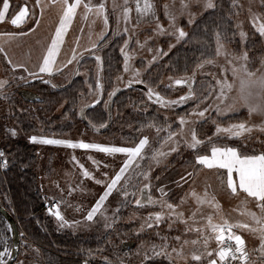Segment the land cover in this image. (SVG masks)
<instances>
[{
  "label": "rangeland",
  "instance_id": "374dc122",
  "mask_svg": "<svg viewBox=\"0 0 264 264\" xmlns=\"http://www.w3.org/2000/svg\"><path fill=\"white\" fill-rule=\"evenodd\" d=\"M22 1V6L27 3V6L30 12L35 9L36 18L39 19V8L35 7V0H20ZM45 7V13L41 19L40 27L36 29V31L31 32L32 28H35V24L32 23V20L29 19L27 23L22 24L20 28H16L10 22H0V34L6 32H15L19 33L21 30L29 32V35L20 36L16 35L15 37H8L5 35H0V46H3L5 52H7L8 57L11 58L13 64L22 63L27 66L30 70H35V65L40 62V58L44 52L46 45L50 43V38L54 35L55 28L58 26L59 22V14L60 8L59 5L50 6V0H42ZM214 1V0H213ZM85 2H89V0H85ZM185 2L189 5L187 9L181 8V0H152V3L155 5L156 15L159 17L160 23L163 26L164 32H167L166 35H172V40L168 44L167 51L177 46L181 42V38H178V29H182V23L191 24L194 20L190 19L193 17L200 16L206 10L203 7L204 0H185ZM100 3H105L106 5V14L108 16V25L105 26L102 17L95 16L94 13H90L87 20L83 19L84 9L81 7L78 9L77 16L74 18L72 24L70 25L67 34L64 38V43L61 47V53L58 57L57 64L59 68H63V71H56L54 69L52 75L48 74H40L43 76H39L36 78L28 77L27 73H24L22 69L17 68L15 72L12 70V65L8 64L7 59L4 56L3 52H0V80L7 81V85L5 88L0 91V117L8 115V106L7 102L10 100L8 96H12L15 94L13 98L17 99L18 109H26L31 108L34 109L37 105L30 106L29 104H37L38 102H28L24 100L23 94H20L23 90H28L32 93H35L39 98L38 92L41 89L47 91L58 90L59 88H63L68 86L73 80L77 78H81L85 87L83 86V91L80 92L78 97V105L76 106L77 115L79 111L84 107H92L96 104L102 106V109L107 111V104L112 100L108 96L104 95L103 88L97 89L96 83L102 85L100 72H96L97 69L89 76L85 72H81L78 69L79 60L82 56L89 54L92 50H94L98 43L101 41V34L103 33V37L109 32H115L118 34L126 35L125 44L127 42V46H124L122 54L124 58L125 64V56L128 57L127 67L128 70L125 71V65L123 66L124 71L121 75L122 79H118L116 81L117 91H128L131 88L135 87V82L137 79H141L143 74L148 70L152 63H155L159 59V49L161 48L157 45L158 39L161 32H159L156 28V21L151 16L140 17L136 11V0H128L127 7L131 8L130 18L127 22L124 21L123 18V8L125 7V0H115V10L113 8L114 0H91L92 5H98ZM143 3V0H141ZM165 4L169 5L170 10L175 14L176 19L175 23L170 24V22L164 16L163 6ZM238 5H243V7H237V12L239 15H235V29L237 31V37L241 43H244L246 38H241L239 35L240 31H244L247 34V29H255L251 25L250 14H249V6L251 5L252 12L256 14H264V9L261 6V0H237ZM55 8V9H54ZM191 13V17L189 16ZM185 18H188L185 20ZM196 19V18H194ZM10 21V19H9ZM93 21H95L93 23ZM119 21V22H118ZM241 24V28H237V24ZM152 28L153 33L148 34L145 29L147 27ZM187 25H183V31L185 32ZM127 28L125 32L124 29ZM262 38L263 42V53L262 57H264V37ZM77 40L79 46L77 47ZM93 45H96L93 47ZM130 45H133L134 48L141 46V48L145 49L143 52L145 55L134 53L135 50L130 49ZM225 45V44H224ZM76 51L77 59L73 61L72 64H68L67 67H63L66 64L67 60L65 58V54L68 50ZM88 49L89 51H86ZM214 49H216V39L214 42ZM225 51L240 55L244 52L243 49L239 51L233 50L231 47L225 45ZM215 53V50H214ZM72 57V55H71ZM71 57L69 59H71ZM140 57V58H139ZM155 57V59H153ZM142 60V63H135V60ZM215 60V65L204 64L202 68H198L195 70V75L193 74L191 77L196 78L200 76H207L211 78V82L213 86H215V80L213 76L217 78H222L225 73L222 71L220 66H224L226 68H230L227 64V60L231 59V55L225 57L221 55L217 57L214 55L212 58ZM234 63H238L234 61ZM139 72V76H136V73ZM229 78H231V72L229 70L226 73ZM23 75L25 76V80H20L19 77ZM188 78V77H187ZM187 78H177V79H187ZM129 80H133L131 87H128ZM176 79H164L162 81V85L169 86L170 88H185L187 84L176 85L174 83ZM47 81V82H46ZM121 88V89H120ZM119 89V90H118ZM38 90V92L36 91ZM218 90V89H217ZM14 91V92H13ZM111 93V92H110ZM147 90L142 92V98L144 99L143 103L148 102L147 105L144 104L143 107H139V112H147L149 110L155 111L157 114H160L164 117V119L173 118L175 119L174 124H170L168 126L163 127L162 131L157 132L156 127H149L144 130V132L140 135L138 141L143 137L147 136L149 139V144L146 146L143 159L137 158L133 165L127 170L125 174V179L128 177H132L128 191L131 193L133 191L136 192L135 196L129 195L127 200L121 195L120 186L118 185L117 189L113 191L112 195L108 197L105 201L104 207L101 209L104 214L109 217L107 221L103 219V217L97 213L94 217L93 221H87L86 216L87 212L91 210L93 206H95L96 202L99 200V197L103 195L106 190V184L110 182V178L114 177L116 172L119 171V168L123 166L124 161L127 159L126 154L115 153L108 154L105 152L98 151L96 149H72L65 146L58 145H45L40 143H32L30 141V137L35 135L37 137H44L50 139H63V140H71L72 142H80L84 143H92V144H100L105 147H133L134 145H130L124 142V140L119 137L112 138L104 134H99L94 130V127L87 126L82 122H79L76 119L75 125L72 129L64 133L63 135L59 134H49L48 132H42L37 128H32L29 132L26 133V140L35 146V155H36V164H35V174L37 177V182L41 194L45 198L46 202H55L60 205V212L63 215L64 219L68 221L71 226H61V222H59L56 217L55 218V226L59 230H69L75 233H83V234H93V233H101L107 231L112 224L115 222L117 218L116 209L124 208L127 202L128 204H135V200L141 198L139 189L143 186L144 183H149L151 185L150 193L154 200H167L170 192H181L188 194L191 190L200 189L207 192L210 190H214L216 194H220V192L224 191L220 186V182L217 178V172L213 170H209L204 168L203 166H194L191 162H189L188 166L179 168L176 172L167 171L169 168V160L173 155H186L188 152L191 154L192 150L187 145L191 142V133L194 129L196 123L204 120L206 117H213L216 121L223 116H231L240 113L241 111H245L244 115L246 116L248 122L251 123H259V117H252L251 120L247 117V111L245 109H240L236 112H228L226 114H218L214 110V106L208 112L205 113L204 117L193 116L191 114L184 115L183 117L189 121V123L185 124L182 128L179 123V118L182 117L178 115H172L171 110L173 108L179 107L183 105L181 104H173L167 107H163L158 103L148 100L147 98ZM186 95V94H181ZM179 96V97H180ZM179 97L171 99L178 100ZM41 99V98H40ZM22 100V101H21ZM97 101H99L97 103ZM215 94H213L212 98L208 101L209 104H214ZM188 102V101H187ZM26 103V104H24ZM186 103V102H185ZM64 104H61L56 110L60 112L63 109ZM98 107V106H97ZM205 107V105H201V110ZM20 111V110H19ZM244 120V116L242 118ZM237 123V122H234ZM221 127H228L231 123H227L223 125L219 123ZM233 124V123H232ZM169 131L177 133V135L173 138V140L165 143V139L168 136ZM234 139L236 137H233ZM245 139L252 140L258 139L261 140L264 144V133H261L257 129H254L251 133H245L241 137L236 139ZM163 145V147H161ZM175 147L176 151H171V149ZM154 150H161L167 153L166 156L159 157V163L153 161L151 159ZM185 153V154H184ZM73 156L76 158L73 160ZM180 161V160H179ZM78 162V163H77ZM80 165H83V169H81ZM139 165V167H137ZM83 170H87L90 173L89 177L83 176ZM223 172V170H220ZM141 172H149L150 180L144 181L143 177L139 175ZM192 172L193 175L188 177V173ZM155 176V177H154ZM187 178V179H182ZM99 180L101 183H96ZM154 180V181H153ZM124 181H121V185H123ZM59 185V187H57ZM134 186V187H133ZM163 188L167 193V196L161 197L159 189ZM149 194V190H145L143 203L147 205V207H152L156 210L161 211L159 204L149 205L146 203L147 195ZM186 194L183 195V199H186V203L183 205L178 204L177 211L186 210V216L184 219H189V212L192 209V204L188 202ZM224 204H227L229 200L222 198L219 196ZM176 198H174L175 200ZM191 200V198H189ZM233 204H237L236 200L232 201ZM124 204V205H122ZM165 218L164 220L169 221L167 217V210H164ZM135 219L134 216L130 215L128 220ZM191 220V219H189ZM79 221V224L75 222ZM144 221V220H143ZM215 222V220H214ZM170 223V221L168 222ZM164 226L165 233L169 230L175 229V223L172 224L171 229H168L169 224ZM109 225L106 227L105 225ZM184 224V223H182ZM188 225H183L181 228L184 236L183 239H197L200 234L192 231L186 232V227ZM206 223H191V227H203ZM165 242V241H164ZM163 244V242H161ZM176 248H179V243L173 242ZM154 244V243H153ZM161 244V245H162ZM151 245L149 246L144 244V247H141L138 251L134 253H130L125 249L124 255L120 256L121 259L124 260V264H143L147 259H145V253L147 249V256H156L151 251ZM157 245V251L160 250ZM172 247V248H173ZM215 247V242L212 241L210 244V249ZM167 249V251L171 252V249ZM185 252H188V248H185ZM139 253V254H137ZM175 253H172V256L175 257ZM156 257H165L164 255L156 256ZM166 258V257H165ZM6 259V258H5ZM175 260L178 261V264H185V262L179 258ZM23 262V264H41V257L39 251L28 245L26 247L21 248V253L15 264H19V262ZM101 264L100 262L93 261L88 257L83 258L81 264ZM194 264H198V262H193Z\"/></svg>",
  "mask_w": 264,
  "mask_h": 264
},
{
  "label": "trees",
  "instance_id": "16d2710c",
  "mask_svg": "<svg viewBox=\"0 0 264 264\" xmlns=\"http://www.w3.org/2000/svg\"><path fill=\"white\" fill-rule=\"evenodd\" d=\"M213 2L216 4L214 9H207L200 16L191 18V20H194L191 24L185 21L187 27L184 26V28L187 36L181 38L179 45L167 51L166 49L173 36L166 35L167 32L160 35L159 44L157 43L161 47L159 49L160 57L158 61L150 65L139 79L144 83H136L135 87L128 91L116 92L112 100L108 102L106 112L101 105L96 104L92 107L82 108L83 114L80 110L77 115L75 109L78 105L77 99L80 92L83 91L82 87L85 85L81 78H77L68 86L52 92L44 89H41L40 92L36 90L41 99L37 104H29L30 106L37 105L34 109H18L19 100L17 101L15 98L12 100L15 94L8 96L10 98L7 101L10 105H7L8 115L0 117V151L5 153L4 158L9 162L6 170L3 173L0 172V206L5 208L14 218L20 234L21 232L24 233L23 237L20 235L21 240L39 251L43 264H81L85 257L101 264H105L104 257L116 262L117 257L124 255V243H132V247H129L127 251L134 253L141 248V244L149 246L153 243L160 245L161 242L165 243L161 237H167L168 249L174 246L173 242L176 241L173 238L175 236L179 235L183 238L184 234L181 228L184 224L177 221L175 229L165 233L164 226L169 221L163 220L149 229L145 225V219L150 213L158 212V210L147 207V205L140 207L133 203L128 204L127 207V202L124 208L119 209L115 222L107 231L83 234L68 229H57L55 218L45 211L46 200L41 194L35 174V146L26 140V133L32 128H37L49 134L63 135L77 123L76 117L79 122L87 126L93 127L95 125L94 130L99 134L112 138L119 137L125 143L134 145L144 130L149 128V125L163 129L165 126L174 124L175 119H164L162 115L153 110L139 112V107H143L144 104L147 105L148 103L146 101L143 103L142 92L147 90V85L159 92L166 100L177 98L181 94H187L188 86L172 89L161 83L169 77H172V79L191 77L198 69V64H201L205 59H212L215 55L214 42L217 32L221 34L222 42L225 45L235 51L241 49L247 51L250 60L255 66H258L263 53L262 38L253 29L248 28L246 39L241 45L234 24V13L237 12V9L232 7L233 0H214ZM10 4L9 19L11 14L15 13L18 6H22L23 3L20 0H10ZM185 24L182 23V29ZM145 31L148 34L153 33L152 28L149 26ZM125 39L126 35L109 31L94 50L82 56L79 60L78 69L81 72H85L89 76L95 69H97L96 72H100L105 96H108L113 90H117L116 81L123 74L125 64L122 49H125ZM130 49L135 50L134 53H138V55H145L143 53L145 49L141 46L134 48L133 45H130ZM97 56L101 58L100 61L96 60ZM135 63L140 64L142 60H135ZM210 85L213 86L211 78L207 76L196 77L192 82L193 90L198 96L201 93L207 94L206 90ZM61 104H64L63 109L57 112L56 109ZM194 107V102L189 100L183 105L173 108L171 112L172 115L184 116L191 114ZM109 112L111 113V119L108 124ZM244 112L223 116L217 121L213 117H206L196 123L194 130L198 139L205 141V144L198 146L196 150H192L191 154L187 152L185 156L183 154L171 156L168 162L169 168L166 170L175 173L179 168L191 165L188 164L189 162L200 168L199 165L195 164V156L197 154H209L211 144L207 142L208 137H212V141L217 146L237 147L242 152L249 154L253 150L256 153L264 151V144L261 140L234 139L228 138L225 133H216L218 122L226 125L227 123L248 121ZM243 116L244 120L242 119ZM102 124L104 127H101ZM12 129L16 132L15 136L11 135L9 131ZM213 171L216 174L217 171ZM223 190L220 194H216L214 190H210L208 193L210 196L215 195L222 209L221 215L227 218L229 222L242 221L239 213L240 208H235L232 212L223 205L224 203L219 196L227 200L235 199L230 198L227 189L223 188ZM195 191L201 195L204 193L200 189H195ZM185 194L184 191L179 193L170 192L167 201L173 205H178ZM186 197L188 202L192 204V209L188 214V217H191V213L196 210L197 205L190 193ZM174 198L176 199L174 200ZM186 210H182L184 218ZM257 211V214H259L258 208ZM201 212L204 216L213 214L216 223L221 221L220 215L214 214V210L208 205L202 206ZM130 215L134 216L133 221L132 219L128 220ZM187 220L190 226L193 220ZM200 222L203 224L206 223V220L201 218L200 213H197L195 223ZM141 225H145V227L141 228ZM168 229L170 228L168 227ZM5 234L9 237L7 223L0 214V236ZM147 251L149 250L147 249ZM143 264H172V261L165 257L150 256ZM175 264H178L177 260H175ZM190 264L194 263L190 262Z\"/></svg>",
  "mask_w": 264,
  "mask_h": 264
},
{
  "label": "snow or ice",
  "instance_id": "6c2138e0",
  "mask_svg": "<svg viewBox=\"0 0 264 264\" xmlns=\"http://www.w3.org/2000/svg\"><path fill=\"white\" fill-rule=\"evenodd\" d=\"M128 0H125V7L123 8V18L127 22L130 18L131 8L127 7ZM199 3V0H197ZM59 5L60 14L58 26L55 28L54 35L50 38V43L46 45L44 52L40 58V62L35 65V70H30L27 66L22 63L13 64L11 58L8 57L7 52H5L3 46H0V52L4 53L5 58L8 61V64L12 65L13 72L17 68L23 70L24 73H27L28 77H39L40 74H48L49 76L53 74L54 69L56 71H63V68L56 67L58 57L61 53V47L64 43L65 35L68 32L70 25L72 24L74 18L77 16L78 9L83 7V19L87 20L90 13H94L97 17H102L104 25H108V16L106 14V5L105 3H100L98 5H92L91 0L85 2V0H50V6ZM261 6L264 7V0H261ZM35 7L40 9L39 16L36 18L35 9L31 12L27 6V3L24 6H18V11L10 15V0H0V22H10L16 28H20L22 24L28 22L29 19L32 20V23L35 24V28H32L30 31L34 32L37 28L40 27L41 19L44 12V3L42 0H35ZM115 0L113 8L115 10ZM189 5L185 0H181V8L187 9ZM203 7L205 10L214 9L216 4L213 0H204ZM233 8L243 7V5H238L237 0H233ZM164 16L170 22V24L175 23L176 16L170 10L169 5L165 4L163 6ZM135 11L140 17L151 15L156 21V28L159 32H163V26L160 23L159 17L156 15L155 5L152 3V0H136ZM250 21L252 27L255 29V32L259 34L260 37H264V14H256L252 12L251 5L249 6ZM234 15H239V12L234 13ZM191 17V13H189ZM95 21H93L94 23ZM119 22V21H118ZM191 22V19H190ZM236 27L239 29L242 27L241 24H237ZM127 31V28L124 29ZM178 38H183L187 36V33L183 29H178ZM29 32L21 30L19 33L15 32H6L0 35H5L8 37H15L16 35L26 36L29 35ZM239 35L241 38H246V33L240 31ZM103 38V33L101 34ZM79 46L77 40V47ZM96 45H93L95 47ZM127 46V42L125 44ZM86 51H89L86 49ZM123 51V49H122ZM166 55V53H165ZM215 55L217 57L224 55L228 57L231 55V59L227 60V64L230 68L220 66L225 75L222 78H217L213 76L215 80V86H209L206 90L207 94L201 93L197 95L192 87L193 77H188L187 79H176L174 83L176 85L187 84L188 92L186 95H182L178 100H166L161 94L155 91L152 87L147 86V98L150 101L160 104L163 107H167L173 104L185 103L189 100L193 101L195 107L192 109L191 115L204 117L205 113L213 108L218 114H226L228 112H236L240 109H245L247 111V116L249 120L252 117H259L260 122L249 123L248 121L233 123L228 127H221L217 125L216 133H225L228 135V138H239L245 133H251L254 129H257L261 133H264V57L259 59V65L255 66L250 60L247 51H244L240 55H235L225 51V45L222 42L221 34L216 33V49ZM77 59L75 49L72 50V57L68 59L66 64L63 67H67L68 64H72L74 60ZM100 57L97 56L96 60L100 61ZM155 59V57L153 58ZM128 57L125 56V71L128 70L127 67ZM234 61L238 63H234ZM204 64L215 65L214 59H205L201 64H198V68H202ZM230 70L231 78L228 77L226 73ZM136 76H139V72L136 73ZM20 80H25V76L21 75ZM118 79H122L118 77ZM169 80H172V77H169ZM47 82V81H46ZM135 82L144 83V81L137 79ZM133 80L128 81V87H131ZM7 81L0 80V89H3ZM171 87V85H169ZM96 88L102 90V85L97 81ZM218 89V90H217ZM117 90L109 93V97L114 96ZM215 94L214 104H209L208 101ZM99 101H97L98 103ZM201 105L205 107L201 110ZM81 114H83V109H81ZM179 123L181 128L189 123L185 117L179 118ZM95 127V125H93ZM101 127H104L102 124ZM149 127H154V125H149ZM11 135L15 136L16 132L14 129L9 130ZM162 129L157 128L159 133ZM177 133L169 131L165 143L173 140ZM32 143H40L45 145H58L65 146L68 148L76 149H96L101 152L108 154L122 153L126 154L127 159L124 161L123 166L119 168V171L116 172L115 176L110 178V182L106 184V190L103 195L99 197V200L96 202L95 206L87 212L86 220L93 221L94 217L99 213L105 221L109 219L101 209L104 207L105 201L109 196L112 195L113 191L117 189L118 185L120 186V192L124 200H127L129 195L135 196L136 192H129L128 187L132 177L125 179V174L127 170L133 165L137 158L143 159V153L149 144V139L147 136L139 140L138 143L133 147H105L100 144L72 142L71 140L63 139H50L44 137H37L35 135L30 137ZM207 142L211 144L210 152L211 154H197L195 156V164L203 166L209 170L217 171V178L220 182L221 188L227 189L230 194L234 197H239L243 194V199L241 204L244 206L245 210L241 211L242 216H246L251 223L248 221H236L229 222L222 213L221 206L216 200L215 195H209L207 189L204 193L198 194L194 189L191 190L190 195L195 200L197 205L196 210L192 211L191 217L189 219L196 222L197 213L201 214V218L206 220V224L203 227H186V232L195 231L200 234L197 239H183L181 236L177 235L173 239L179 243V248L173 247L171 252L167 251L169 245L167 243V237H161L165 241L162 245L159 246L160 250L157 251V245H151V251L156 256L164 255L172 264H175V259L179 258L185 262V264H190V262H198V264H264V151L256 153L255 150L251 154L242 152L237 147L231 146H217L216 143L212 141V137L207 138ZM205 144V141L198 139L195 130H192L191 133V142L188 143V147L196 150L198 146ZM163 147V145L161 146ZM177 148L173 147L171 151H176ZM167 153L161 150H154L151 159L159 163V157L166 156ZM5 153L0 151V167L7 168L8 160L4 158ZM76 158L73 156L72 158ZM78 163V162H77ZM83 169V165H80ZM139 167V165H137ZM220 170H224L221 172ZM140 176L143 177L144 181L150 180L149 172H141ZM193 175L192 172L188 173V177ZM83 176L89 177L90 173L87 170H83ZM187 179V178H182ZM124 181L121 185V181ZM96 183H101L97 180ZM59 187V185H57ZM134 187V186H133ZM151 185L149 183H144L143 186L139 189L141 198L135 200L137 206L143 207L144 203L143 197L145 190H149L147 195L146 203L149 205L159 204L161 211L150 213L145 219V225L147 228H153V225H158L165 218L164 210H167V217L170 221L169 228L171 229L172 224L179 221L188 225V220L184 219V213L182 211H177L178 205H173L165 199L154 200L150 193ZM161 197L167 196V193L163 188L159 189ZM188 194H186L187 196ZM250 202H255V206L259 209V214L257 212L247 210V206ZM186 203V199H181L180 204L183 205ZM208 205L214 210V214L220 215L222 222H214V215L209 214L204 216L201 212V207ZM51 215H54L56 219L61 222V226H71L68 221H66L61 215L60 205L58 203L54 204L53 207L48 209ZM116 212H119V208L116 209ZM79 224V221L75 222ZM145 225H141V228H144ZM108 227L109 225H105ZM11 226H7V231H11ZM234 230L248 231L256 235L259 239V246L249 250L246 247L245 239L242 235L237 234ZM22 237L24 233L20 234ZM215 242V247L210 249L211 242ZM0 242L3 244V250L0 251V264H8V260L11 259L10 245L7 235L0 236ZM141 247H144L141 244ZM185 248H188V252H185ZM172 253H175V257L172 256ZM91 254V253H89ZM139 254V253H137ZM145 259H148L147 253H145ZM105 264H124V260L120 257H117V261L114 262L109 260L107 257H104ZM23 264V262H19ZM87 264V262H85Z\"/></svg>",
  "mask_w": 264,
  "mask_h": 264
},
{
  "label": "crops",
  "instance_id": "0c3cea01",
  "mask_svg": "<svg viewBox=\"0 0 264 264\" xmlns=\"http://www.w3.org/2000/svg\"><path fill=\"white\" fill-rule=\"evenodd\" d=\"M43 2V1H42ZM55 9V8H54ZM18 11V10H17ZM16 11V12H17ZM39 13H40V10H39ZM45 13H47L46 11H44L43 12V15L45 14ZM38 17L40 18V16L38 15ZM71 55H72V50H68L67 52H66V54H65V58H66V60L67 59H69L70 57H71ZM60 63H58L56 66H58ZM39 76H43V75H39ZM7 85V84H6ZM6 85H5V87H6ZM4 87V88H5ZM0 91H1V89H0ZM211 154V152H209V154L208 155H210ZM224 171V170H223ZM229 192V191H228ZM229 195H230V198H232V199H234V200H236L237 201V204H233L232 203V201L233 200H231V199H229V202L227 203V204H223L226 208H228V210L229 211H232L233 212V210L235 209V208H240L239 209V213H241V211H244L245 210V208H244V206L241 204V200L244 198L243 197V194H241V196H239V197H234V196H232L231 194H230V192H229ZM240 206V207H237V206ZM247 210H251V211H254V212H257L258 213V211H257V207L255 206V202H250L249 204H248V206H247ZM240 216L242 217V221H248L249 223H251L249 220H248V218L246 217V216H242L241 214H240ZM219 220V219H218ZM220 222H222V221H217V223H220ZM234 231H236L237 232V234H239V235H242V237L245 239V242H246V247L249 249V250H252L253 248H257L258 246H259V239H258V237L256 236V235H254V234H252V233H250V232H248V231H241V230H234ZM216 246V245H215Z\"/></svg>",
  "mask_w": 264,
  "mask_h": 264
},
{
  "label": "water",
  "instance_id": "95a60500",
  "mask_svg": "<svg viewBox=\"0 0 264 264\" xmlns=\"http://www.w3.org/2000/svg\"><path fill=\"white\" fill-rule=\"evenodd\" d=\"M20 94H23L24 100L28 102L40 101V98L35 93H32L28 90H23L20 92ZM110 119H111V113L109 112L108 113V124L110 122ZM0 214L7 221L8 226L10 225L12 228V230L10 231L11 238H12L11 259H7L8 264H12L18 254L19 230H18V227H17V224L14 218L1 206H0ZM129 247H132V243L123 244V250H125L126 248L128 249Z\"/></svg>",
  "mask_w": 264,
  "mask_h": 264
},
{
  "label": "flooded vegetation",
  "instance_id": "af4514ba",
  "mask_svg": "<svg viewBox=\"0 0 264 264\" xmlns=\"http://www.w3.org/2000/svg\"><path fill=\"white\" fill-rule=\"evenodd\" d=\"M2 207V206H1ZM5 209V208H4ZM7 211V210H6ZM5 220V219H4ZM6 221V220H5ZM6 223H7V221H6ZM7 226H8V224H7ZM17 227H18V225H17ZM18 230H19V228H18ZM8 241H9V245H10V252H11V247H12V238H11V233H10V231H9V237H8ZM27 246V243L25 242V241H23V240H21V237H20V232H19V242H18V254H17V257H16V259L14 260V262L12 263V264H15L16 263V261L18 260V258H19V256H20V253H21V248H23V247H26ZM3 250V244H2V242H0V251H2ZM6 259H8L7 257H6ZM41 264H43V262L41 261Z\"/></svg>",
  "mask_w": 264,
  "mask_h": 264
},
{
  "label": "built area",
  "instance_id": "2783aa9c",
  "mask_svg": "<svg viewBox=\"0 0 264 264\" xmlns=\"http://www.w3.org/2000/svg\"><path fill=\"white\" fill-rule=\"evenodd\" d=\"M4 170H6V168L0 167V172H1V173H3ZM54 204H56V203H55V202H46V203H45V211H46V213H47L48 215H50V216H52V217H55V216H54V215H51V214L49 213L48 209H49L50 207H53Z\"/></svg>",
  "mask_w": 264,
  "mask_h": 264
}]
</instances>
